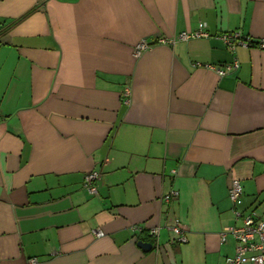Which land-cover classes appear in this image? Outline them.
<instances>
[{
    "label": "crops",
    "instance_id": "crops-1",
    "mask_svg": "<svg viewBox=\"0 0 264 264\" xmlns=\"http://www.w3.org/2000/svg\"><path fill=\"white\" fill-rule=\"evenodd\" d=\"M235 30L264 38V0H0V264H228L235 207L264 217V49Z\"/></svg>",
    "mask_w": 264,
    "mask_h": 264
},
{
    "label": "built area",
    "instance_id": "built-area-1",
    "mask_svg": "<svg viewBox=\"0 0 264 264\" xmlns=\"http://www.w3.org/2000/svg\"><path fill=\"white\" fill-rule=\"evenodd\" d=\"M212 36L205 22H201L197 28L192 30L181 31L173 38L158 37L155 43H163L173 45L178 40L188 41L191 39L209 38ZM226 46L235 51L239 45L258 46L264 49V38H254L243 34L241 30L224 32L220 35ZM152 44L146 40L138 43L134 48V54L140 56L144 50L148 49ZM197 65L204 66L215 70L220 76L227 75L240 67V62L234 59L232 62L224 64H210L197 62ZM131 91L126 88L123 96L124 102L127 104L130 100ZM172 174H177V170L173 169ZM101 172L92 170L84 177V186L91 194H97V181L100 179ZM243 195V185L240 180L235 179L229 190L230 200L236 204ZM178 196V191L173 189L170 193L164 195V200L170 202ZM234 213L237 220L241 224L228 226L222 232V240L226 239L227 234L231 233L236 241V252L234 256L227 257L228 264H264V217L257 215L255 211H243L235 207ZM170 229L174 235V242L184 243L188 240L186 230L180 221H175L170 225ZM98 237L105 235V231L96 229L93 231ZM153 238L159 236V227L151 229ZM38 259L31 257L26 264H37Z\"/></svg>",
    "mask_w": 264,
    "mask_h": 264
},
{
    "label": "water",
    "instance_id": "water-1",
    "mask_svg": "<svg viewBox=\"0 0 264 264\" xmlns=\"http://www.w3.org/2000/svg\"><path fill=\"white\" fill-rule=\"evenodd\" d=\"M139 245L145 250V251H151L154 248V245L152 242L148 241H140Z\"/></svg>",
    "mask_w": 264,
    "mask_h": 264
},
{
    "label": "trees",
    "instance_id": "trees-1",
    "mask_svg": "<svg viewBox=\"0 0 264 264\" xmlns=\"http://www.w3.org/2000/svg\"><path fill=\"white\" fill-rule=\"evenodd\" d=\"M35 9H36V7L32 8V9L28 12V14L31 13V12H33ZM22 19H23V17H20V18L14 20V21L10 24V27L13 26V25H15L16 23L20 22Z\"/></svg>",
    "mask_w": 264,
    "mask_h": 264
}]
</instances>
